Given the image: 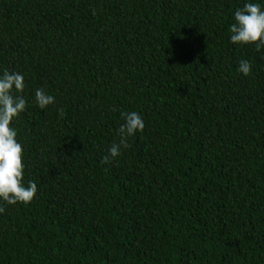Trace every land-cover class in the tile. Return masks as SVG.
<instances>
[{"label": "trees", "instance_id": "16d2710c", "mask_svg": "<svg viewBox=\"0 0 264 264\" xmlns=\"http://www.w3.org/2000/svg\"><path fill=\"white\" fill-rule=\"evenodd\" d=\"M250 2L264 10L0 0V76L24 77L10 126L37 185L28 204L0 201V264H264V48L229 31ZM130 112L144 130L102 164Z\"/></svg>", "mask_w": 264, "mask_h": 264}, {"label": "clouds", "instance_id": "9594fccd", "mask_svg": "<svg viewBox=\"0 0 264 264\" xmlns=\"http://www.w3.org/2000/svg\"><path fill=\"white\" fill-rule=\"evenodd\" d=\"M229 31L233 45H254L259 52L264 48V10L257 3H245L235 11ZM238 71L248 76L251 72L250 62L241 60ZM24 88V77L21 74L5 70L0 76V201L7 205L28 204L37 193L35 182L29 181L27 186L23 183V147L16 139L17 131L10 126L27 107V101L22 95ZM35 102L39 108L44 109L52 105L55 98L39 88L35 92ZM59 112L63 116L62 108ZM121 115L124 123L117 130L120 143H114L108 149V155L101 160L102 164L111 163L121 154V148L130 147L128 138L144 130L143 118L137 112ZM4 211V207L0 206V213Z\"/></svg>", "mask_w": 264, "mask_h": 264}]
</instances>
